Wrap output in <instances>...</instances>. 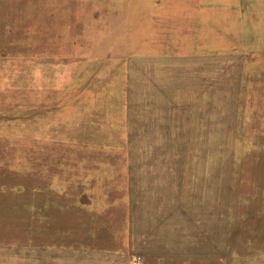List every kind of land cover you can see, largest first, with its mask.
Returning a JSON list of instances; mask_svg holds the SVG:
<instances>
[{"label": "rangeland", "instance_id": "374dc122", "mask_svg": "<svg viewBox=\"0 0 264 264\" xmlns=\"http://www.w3.org/2000/svg\"><path fill=\"white\" fill-rule=\"evenodd\" d=\"M0 264H264V0H0Z\"/></svg>", "mask_w": 264, "mask_h": 264}]
</instances>
